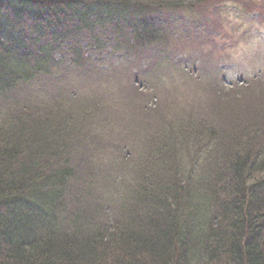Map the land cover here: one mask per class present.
<instances>
[{
  "label": "trees",
  "instance_id": "obj_1",
  "mask_svg": "<svg viewBox=\"0 0 264 264\" xmlns=\"http://www.w3.org/2000/svg\"><path fill=\"white\" fill-rule=\"evenodd\" d=\"M249 12L242 0H0V264H264V72L231 73L239 40L264 44ZM161 17L184 27L179 42ZM223 18L245 31L238 42L214 26ZM91 51L112 52L103 71ZM174 76L192 100L160 113Z\"/></svg>",
  "mask_w": 264,
  "mask_h": 264
},
{
  "label": "rangeland",
  "instance_id": "obj_2",
  "mask_svg": "<svg viewBox=\"0 0 264 264\" xmlns=\"http://www.w3.org/2000/svg\"><path fill=\"white\" fill-rule=\"evenodd\" d=\"M233 1L234 2H237L238 0H233ZM242 2H243V4L246 5V8L248 10H250L249 13H251V14L247 15V17H246L247 19L246 20H249L253 24V26L255 28H257V30H253L254 32H252L251 35L253 37H256V39H258V40H259V37L263 36V39L261 41L264 42V27H261V26H259L257 24V22L260 21L261 18L264 20V0H242ZM250 5H252V6H250ZM233 6L234 5H225V6H222L221 7V11L223 13H225V12H227L225 10V8H229V7H233ZM184 15L185 16H188L186 14H184ZM240 16L242 17L241 14H240ZM231 17L234 18V19H236V18H238V15H234L233 16L231 14ZM171 18H175L177 20L178 18H180V16L178 14H176V13H172L171 14ZM161 24H163L162 25V28L160 29L161 32H164L166 35L167 34L173 35L175 33L173 35V37H171L170 39H171L172 42L175 39L178 40L177 38H175V35H176V33L179 34V32H181L183 30L184 27H182L181 24L171 23L168 20V18H166V17H161ZM216 24H219V25L221 24L222 31L226 33V36H229L230 35L232 37V40L235 41V42H238L239 37L245 32V31H242V30L239 31L237 34L234 33V32H230L229 31V28L232 25H234V21L228 22V21H225L224 18L222 20L216 21V23L214 24V26ZM73 40H75V39H73ZM186 40H187V38H186ZM178 42H179V40H178ZM239 42H241L239 44V47H240L241 50L239 48L238 49L237 48L234 49V51L232 53L234 54L235 57L234 56H231V61L232 62H235V63H237L239 61L240 64H244V65H241V67H239V69H237L235 71H231V73H234L235 74L236 72H239V70H243V69L245 70V68H247L248 71L250 70L249 72L252 73V71H253L252 68L253 67L255 69L259 70L260 71V74L262 72H264V59L263 58H260L259 60H255L254 59V55L252 56V53H255V51H259L258 48L261 49V52H263V55H264V44L261 45V43H260L259 44V47L257 48L255 46L256 43H257V41H256L255 45L252 46V47H247V43H245V42H243L241 40H239ZM89 43H91V42H89ZM99 43L101 44L100 41H99ZM80 44H82V43H80ZM176 45H179L180 46V50H183V51L184 50H188L189 52H192V50H191L192 47L190 45L186 44V43H179V44H176ZM85 46L86 45L84 43V44H82L81 47L84 48ZM94 47H96V46H92L93 49H95ZM88 48H91V47L88 46ZM109 48H110V50L113 49L110 46H109ZM91 52L93 53V56H90V54L88 53L89 57L95 58V59H91V60L92 61H95V60L98 59V62H95L96 63V68L95 69H97L98 72H99V70L103 71L102 70L103 69V67H102L103 64L102 65H99L98 63L99 62L102 63L103 62L102 59H104V61H106L107 60V57L109 58V56H110L109 54H112V52L111 51H106L104 54H101L100 56L98 55V52L97 51H91ZM238 55H242V57H239ZM243 55L248 56V57H251L252 60H253V63H251V61L249 59L247 61L245 59H243ZM100 57H102V59H100ZM110 58H112V57L110 56ZM237 59H238V61H237ZM237 64H239V63H237ZM163 73L165 74V71ZM262 74L264 75V73H262ZM170 78L172 79V82H167V84H164V86H163V87H165L164 89L160 88V94H159L160 95V98H159L160 102H159V107L156 108V110L159 109L158 112H160V113L167 111L166 109L169 108V107L175 108L176 106L179 105V103L181 104V102H183V104H184L187 100H192L190 98V96L187 95L188 91H186V92L185 91H176V88L175 89L173 88V87H175V85H177V84H179L180 82H183V81H185V85H186L187 84L186 83L187 80H175V82H173V80L176 78V76L170 77ZM118 79L121 80L122 85H124V84H130V83L127 82V79H125V77H123V76L118 77ZM187 79H189V78H187ZM79 81L81 82V86L89 85V81H87L86 78H82ZM196 81H197V79H196ZM113 82H114V80H112V79H110L108 81L109 84L110 83H113ZM171 84H172V88H171ZM234 84L235 85H238V86H242L243 87V90H246L249 94L250 93H254V91H255L254 86H252V85H250V86L249 85H246L244 83L243 79H241L239 81H236V79H235ZM166 85H168V86L166 87ZM139 86H140V84L137 81L133 84V88H138V90L143 91L142 88H139ZM196 86H199V84H197ZM191 94H192V96L195 95V97H194L195 100L193 101V104H195L196 106L201 107L203 105V103H205V101H206L205 98L204 99L201 98L200 100H202L201 101L202 105H199L200 104V100H197L198 99L197 97L199 96V90L198 89L197 90L195 89V94L194 93H191ZM117 96H122V95L119 92H117ZM251 97H253V95L249 96L248 99H250ZM128 98H130V97H128ZM138 104H140L138 101H134L133 102V105L135 107V112L138 115L140 114L139 116L142 117V118H139L140 125H141L140 128H139V133L141 135L152 134L153 133L152 131L155 129V127H152V125L153 126L155 125V121H154L155 119L152 118V117H148L147 118L145 116L144 111H142L143 110L142 109L143 106L142 105H139L138 106ZM149 106L150 107L151 106H155V103L154 102L149 103Z\"/></svg>",
  "mask_w": 264,
  "mask_h": 264
}]
</instances>
